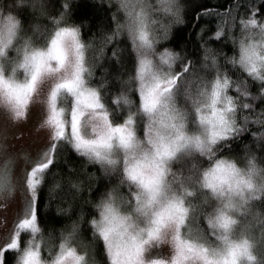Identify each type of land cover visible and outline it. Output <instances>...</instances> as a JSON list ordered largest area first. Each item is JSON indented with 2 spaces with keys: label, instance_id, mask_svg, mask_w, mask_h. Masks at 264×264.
I'll use <instances>...</instances> for the list:
<instances>
[{
  "label": "clouds",
  "instance_id": "obj_1",
  "mask_svg": "<svg viewBox=\"0 0 264 264\" xmlns=\"http://www.w3.org/2000/svg\"><path fill=\"white\" fill-rule=\"evenodd\" d=\"M104 2L113 8V24L95 42L84 40L80 24L66 12L48 13L46 0H0V112L17 122L31 105L39 104V127L50 137L53 99L66 125L71 124L72 97L68 89L59 87L60 82L78 74L83 89L100 92L91 80L103 44L126 38L135 64L133 71L120 78L117 96L134 121L131 135L109 136L108 125L95 114L103 109H87L84 125L89 142L76 148L70 130L65 140L87 162L116 178L92 201L94 215L88 219L102 240L100 230L108 233L112 258L108 246L105 254L109 264H127L133 237L143 239L149 229L154 237L140 254L145 264L154 246L167 249V264H264V227L259 234L254 231L257 225L264 226V210L256 206L264 199V162L255 150L239 157L217 155L216 150L223 133L229 137L241 127L237 103L226 108L227 89L249 96L246 80L209 76L207 72L217 67V57L210 54L202 68L184 74L170 95L160 97L159 104L146 110L132 93L139 95L142 86L154 83V77L167 79L175 74L179 54L159 45L184 22V0ZM22 8L33 13L28 25L19 14ZM248 19L241 20L238 28L229 25L234 51L226 59L264 84V21L256 19L250 24ZM18 93L26 100L22 109ZM260 94L264 95V87ZM21 110L23 117L18 115ZM248 119L264 124V114ZM140 121L142 134L136 127ZM253 135L264 140V129ZM182 162L185 166L178 167ZM70 212L71 204L58 209V214ZM201 216L206 229L198 223ZM27 231L24 243L13 249L12 264H99L90 258L81 238L79 216L55 229L45 231L36 223L35 231Z\"/></svg>",
  "mask_w": 264,
  "mask_h": 264
},
{
  "label": "trees",
  "instance_id": "obj_2",
  "mask_svg": "<svg viewBox=\"0 0 264 264\" xmlns=\"http://www.w3.org/2000/svg\"><path fill=\"white\" fill-rule=\"evenodd\" d=\"M184 4V22L175 26L170 37L159 47H170L179 54L174 69L182 74L185 71L182 65L190 66L186 70L189 73L202 68L206 62L205 58L215 54L217 67L214 71L207 72L209 76L219 74L230 80H246L247 91L250 93L247 97L235 88L227 89L228 94L237 103L236 118L241 128L216 145L217 155L239 157L242 152L255 150L264 162V140L253 135L264 129V124H256L248 119L264 114V95L260 94L264 84L247 77L226 59L227 55L234 51L228 35L229 25L233 29L238 28L239 22L249 18L250 15L255 16L258 22L264 21V0H184ZM46 9L50 14L66 12L70 20L80 24L85 41L100 42L103 34L112 28L113 8L104 0H46ZM19 14L23 17L25 25L34 18L33 13L27 8L20 9ZM217 31L221 33L220 37L215 35ZM114 50L115 55H113ZM134 64V53L126 38L113 39L103 44V51L97 59L91 83L98 86L103 84L104 80L107 81V84L99 90L103 94V102L110 109V119L113 112L120 113L113 120L114 122L121 121L127 115V110L120 103L117 105L114 97L120 91V78L133 71ZM132 95L138 103V93L133 92ZM178 99L183 102L181 97ZM244 104L250 106L244 108ZM136 126L143 127V122H136ZM200 159L203 160L202 157ZM184 166L185 162L178 165V167ZM36 178L41 180L37 186L39 205L37 223L48 231L66 224L73 218L81 217L80 235L88 246L90 258H95L99 264H109L103 240L92 230L88 219L94 215L92 201L110 184L115 183L116 178L103 173L97 164L87 162L66 141L58 143L53 152V164L42 177L38 175ZM70 182L78 187H72ZM56 184L60 186L57 188ZM198 198L197 196L196 199ZM68 204H71L70 214H58V209ZM256 206L264 210V199L258 200ZM198 223L206 229L202 216L199 217ZM261 227L264 226L257 225L254 231L259 234ZM28 234L27 229H19L17 226L16 235L19 245L24 243ZM4 253L1 264H12L14 251L4 249Z\"/></svg>",
  "mask_w": 264,
  "mask_h": 264
},
{
  "label": "snow or ice",
  "instance_id": "obj_3",
  "mask_svg": "<svg viewBox=\"0 0 264 264\" xmlns=\"http://www.w3.org/2000/svg\"><path fill=\"white\" fill-rule=\"evenodd\" d=\"M65 6L67 7V5ZM247 23H256L255 16L250 15ZM215 35L220 37L221 33L217 31ZM115 54L116 53L114 50L113 55ZM189 67L190 66L188 64H184L182 65V68L185 70L183 74L180 71H176L174 75L168 76L167 79L154 77V83L142 86L139 90V103L141 107L145 108L146 110H151L160 103V97L164 95H170L181 77L187 73L186 70L189 69ZM101 79H103V77ZM225 80H227L226 77ZM105 84H107L106 80H104L103 84L98 85L97 88H103ZM59 87L68 89L72 97L70 114L71 124L66 125L62 119V110L57 112L55 109V101L53 99L51 101L52 114L49 116V121L54 125V129L50 136V142L44 147L42 152L37 154L35 160L31 161L32 166L26 171L27 191L30 192L31 198L24 209L23 218L19 219V229L31 228L33 231H35L39 213V205L37 202V186L41 183V180L37 179L36 177L38 175L42 177L45 171L49 169L50 165L53 164V152L57 148L58 143L69 138L66 135V132L70 130L71 142L76 148H80L82 144L89 142L85 139L86 130L84 125L85 113L87 109H103V111L96 112L95 114L97 116H101L105 124L108 125L109 136L116 134L121 138H125L130 136L132 133L131 125L134 123V121L132 120L131 114L124 117L123 123H115L114 125L110 123V121H113L117 116L120 115V113L113 112L112 119H110V109L103 102L102 92H97L96 88L83 89L80 85V78L78 74L73 80H65L60 82ZM244 95L247 97L248 93L245 92ZM114 100L117 102V105H119V97L115 96ZM17 102L21 105L22 109L23 104L26 102L22 93L17 94ZM249 106L250 105L248 104L243 105L244 108H248ZM233 107V97L229 95L226 102V108L230 109ZM18 115L23 117V110H21ZM240 128L241 127L233 131L232 135H234L236 131L240 130ZM223 135L228 137L227 133H223ZM193 167H195V165H193ZM134 178L135 177L133 176V179ZM21 179H23V177ZM100 236L103 237L104 248L108 246L109 258H112V251L109 244L107 231L101 229ZM153 237L154 231L152 229H149L148 235L143 239H137L133 237L131 246L126 254L127 264H145V261L141 258L140 254L143 251L144 245L151 242ZM18 245L17 235L14 234L10 238V243H5L3 248H0V259H3L5 255L4 249L13 250L17 248ZM146 264H167V261L161 258H151L146 262Z\"/></svg>",
  "mask_w": 264,
  "mask_h": 264
},
{
  "label": "rangeland",
  "instance_id": "obj_4",
  "mask_svg": "<svg viewBox=\"0 0 264 264\" xmlns=\"http://www.w3.org/2000/svg\"><path fill=\"white\" fill-rule=\"evenodd\" d=\"M41 118L39 104L31 105L25 117L17 122L10 121L0 112V248L10 243L11 236L16 234L19 219L23 218L31 198L27 191L26 171L32 166L31 161L50 142L47 130L39 127ZM137 130L143 133V127H137ZM225 138L228 137L222 138L217 145ZM149 256L164 259L167 249L154 246Z\"/></svg>",
  "mask_w": 264,
  "mask_h": 264
}]
</instances>
